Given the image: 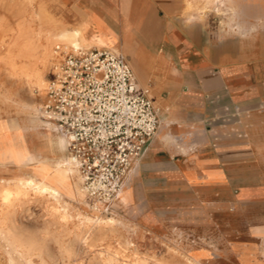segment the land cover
Wrapping results in <instances>:
<instances>
[{"label": "rangeland", "instance_id": "rangeland-1", "mask_svg": "<svg viewBox=\"0 0 264 264\" xmlns=\"http://www.w3.org/2000/svg\"><path fill=\"white\" fill-rule=\"evenodd\" d=\"M188 1L189 16L213 31L247 39L256 32L264 33V0ZM70 8L74 4L67 0H0V42L14 38L21 25L35 44L36 33L41 30L43 34L51 28L48 20L54 22L55 31L75 28L68 26ZM41 12L46 17L38 18ZM123 39L121 51L108 45L100 48L125 56L139 55L132 51L127 34H123ZM82 40L86 43L81 44L83 49L93 47L83 34ZM144 40L146 43L147 38ZM52 49L61 57L46 72L45 86L64 55L62 44L57 43ZM4 53L0 45V57ZM5 87L0 81V180L20 176L39 178L40 166L52 167L50 159L35 152L39 155H34V160L30 155H18L17 150L27 146L34 150V130L39 133L47 128L55 137H61L45 125L40 115L45 99L40 100L34 92L36 110H32L26 105L29 103L26 92L19 90L11 96ZM257 112L254 117L251 111L237 107L224 115L198 119L187 131L171 133L173 139L184 134L185 139L196 137V141L207 133L212 144L237 146L236 155L230 160L235 171L213 191L151 178L142 170L145 163L142 155L133 166L119 201L106 213L91 208L88 197L81 192L80 182L74 186L76 178L70 175L72 187L61 196L69 211L73 215L116 221L86 244L76 239L78 220L73 219L67 225L46 224L43 207L47 203L37 201L31 192L25 203L16 202L12 209L1 208L0 217L5 215L7 219L0 226L13 229L16 242L21 241L27 249L15 250L19 243H7L0 236V264H29L21 254L33 261L30 264H41V260L46 264H107L103 250L118 256L112 264H264V104ZM173 126L177 124H170ZM183 141L177 138L173 144L179 147ZM62 152L66 156L65 148ZM103 233L108 235L102 236Z\"/></svg>", "mask_w": 264, "mask_h": 264}, {"label": "crops", "instance_id": "crops-1", "mask_svg": "<svg viewBox=\"0 0 264 264\" xmlns=\"http://www.w3.org/2000/svg\"><path fill=\"white\" fill-rule=\"evenodd\" d=\"M67 1L74 4L68 10V26L82 27L91 48L108 45L121 51L127 34L132 51L139 54L137 59L124 56L160 116L159 130L143 154L142 170L153 179L211 191L228 180L235 171L231 163L236 145H213L206 133L199 141L175 136L185 139L175 147L171 133L187 131L198 119L237 107L257 116L264 104V33L247 39L213 31L189 18L186 0ZM39 134L40 157L56 159L63 154L49 129Z\"/></svg>", "mask_w": 264, "mask_h": 264}, {"label": "built area", "instance_id": "built-area-1", "mask_svg": "<svg viewBox=\"0 0 264 264\" xmlns=\"http://www.w3.org/2000/svg\"><path fill=\"white\" fill-rule=\"evenodd\" d=\"M63 54L46 85L40 115L63 139L91 208L107 213L158 132L159 110L120 52L77 48Z\"/></svg>", "mask_w": 264, "mask_h": 264}, {"label": "bare ground", "instance_id": "bare-ground-1", "mask_svg": "<svg viewBox=\"0 0 264 264\" xmlns=\"http://www.w3.org/2000/svg\"><path fill=\"white\" fill-rule=\"evenodd\" d=\"M190 7L191 2L186 0L187 12ZM43 16L46 17L45 13L41 12L38 18ZM47 23L51 25V28L43 34L41 30L36 33V41L38 42L37 44L34 43L32 38L26 35L24 31L25 27L22 25L17 28L14 38H12L9 42L6 43L4 40L0 42V45L5 51L4 55L0 57V75L2 76L0 81L1 83H5V88L8 95L13 96L16 94V92L18 93L19 90L26 92V96L29 100V103L26 105L32 110H36L34 104V92L38 93L37 96L40 100L45 99V74L49 70L50 66L54 62H57L61 57V54L53 51L52 47L56 46L57 43H60L63 46L62 52L66 53L68 50L72 49H83L81 47L82 43L86 45L82 40V27L78 26L75 28H66L60 31H55L56 27L53 24L54 22L52 20H48ZM41 37H43L42 43H40ZM131 56L136 59L139 57V55L133 53ZM32 138L35 145L34 150L27 146L25 148L18 149V155H30L33 157L35 152L43 153V147L40 144V134L34 130ZM57 143L59 149L63 151L65 148L63 139L57 138ZM50 161L52 167H49L48 165L40 166L41 173L39 178H33L31 176L24 178L20 176L0 180V211L1 208L5 207L12 209L16 202L21 204L25 203L29 200V195L33 194L37 201H45L47 203L43 207L44 215L47 217L44 219L46 224L61 223L67 225L73 219H76L78 220L77 228L79 230L78 234L76 235V239L82 244H86L88 241H93L97 232L102 229L104 230L105 227L114 225L116 221L113 218L102 219L98 217H84L79 213L73 215L69 211L68 204L61 200V196L64 192H69L70 188L72 187L69 176L71 175L76 178V182L73 180L74 186H76L78 182H81L80 177L78 176L76 170L71 166L66 156L60 155L56 159H50ZM81 192H83L82 188ZM6 219L7 216L5 215L0 217V225H2L1 223L6 221ZM103 235L106 234L103 233L102 236ZM0 236L7 243H19L20 245L14 246L15 250L27 249L25 245H22L21 241L16 242L14 231L11 228L3 229L0 226ZM66 250H69V248H66ZM103 252H106L107 254V258L105 259L107 264H112L119 259L114 252L112 253L108 250H103ZM69 254L70 253L68 252V255ZM25 255L21 254L22 258L27 260V262L30 264L32 260L30 261V258L25 257ZM41 264H46V262L41 260ZM85 264L87 263L85 262ZM96 264H98V262Z\"/></svg>", "mask_w": 264, "mask_h": 264}]
</instances>
